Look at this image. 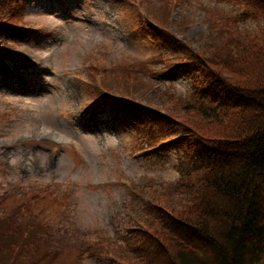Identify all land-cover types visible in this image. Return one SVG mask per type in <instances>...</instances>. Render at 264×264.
<instances>
[{
    "label": "rangeland",
    "instance_id": "1",
    "mask_svg": "<svg viewBox=\"0 0 264 264\" xmlns=\"http://www.w3.org/2000/svg\"><path fill=\"white\" fill-rule=\"evenodd\" d=\"M174 2L20 0L19 20H14L30 27L29 33L2 36V47L9 49L0 61V200L10 207L33 194L41 197L34 205L66 239L58 246L55 264H122L111 259V253L121 249H106L90 258L66 243L83 248L84 240H116V230L143 218L146 200L183 205L185 198L172 188L188 155L198 148L194 137L182 136L184 130L173 123L127 113L105 101L111 96L103 86L116 96L120 82H111L112 71L102 74L111 80L106 84L100 81L101 72L88 69L91 64L101 69L142 60L151 75L138 73L140 89L132 97L171 114L172 108L183 111L192 83L186 65L161 72L172 58L170 48L157 44L154 31L137 14L164 22L196 48L212 36L207 25L211 29L214 21L234 18L244 3ZM238 23L251 32L259 29L260 21ZM177 24L180 31L174 30ZM221 37L215 39L218 46L229 38ZM155 135L178 140L167 144ZM147 146L152 149L145 153ZM118 254L129 257L127 251Z\"/></svg>",
    "mask_w": 264,
    "mask_h": 264
},
{
    "label": "trees",
    "instance_id": "2",
    "mask_svg": "<svg viewBox=\"0 0 264 264\" xmlns=\"http://www.w3.org/2000/svg\"><path fill=\"white\" fill-rule=\"evenodd\" d=\"M234 2L244 3L243 8L232 19L214 21L211 29L207 25L210 41L205 39L196 48L164 22L147 16L154 22L147 26L158 38L157 44H166L172 53L163 68L186 65L192 79L181 112L143 106L138 96L132 97L140 89L138 73L151 75L142 60L101 69L96 64L88 66L92 74L101 72L100 81L106 84L111 80L102 74L112 71L111 82L121 84L112 101L124 111L173 123L184 130L182 136H193L198 148L188 155L180 169L183 174L172 188L185 198L183 205L146 200L143 218L116 230V240H84L83 248L66 243L70 250L91 258L106 249H121L118 253L127 251L129 257L114 251L111 259L122 264H264V0ZM21 4L20 0H0V61L1 53L9 49L2 47V36L24 34L20 29L24 25L14 20V16L19 20ZM248 18H257L259 29L242 30L238 22ZM178 28L179 24L174 30ZM223 34L229 38L218 46L215 39ZM178 128L174 131L179 132ZM159 138L167 144L178 140ZM40 198L33 194L10 207L0 200V264L58 261V246L66 239L59 236L57 225L47 221L43 209L34 205Z\"/></svg>",
    "mask_w": 264,
    "mask_h": 264
}]
</instances>
